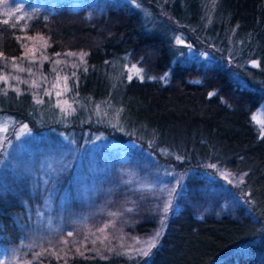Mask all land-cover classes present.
Here are the masks:
<instances>
[{"label":"trees","instance_id":"obj_1","mask_svg":"<svg viewBox=\"0 0 264 264\" xmlns=\"http://www.w3.org/2000/svg\"><path fill=\"white\" fill-rule=\"evenodd\" d=\"M61 1L28 31L48 34L55 51L88 52L89 65L69 90L76 113L46 117L30 93L1 86L0 113L29 121L36 135L64 130L78 144L96 134L132 139L179 171L216 162L244 172L237 189L247 195L249 213L176 214L148 257H51L46 264H264V128L253 119L264 102V1L138 0L148 18L128 3L96 0L104 7L90 15L87 5L73 9ZM176 36L209 53L212 63L180 61ZM21 50L0 22V53L16 56ZM132 64L141 75L129 73ZM13 210L19 207L0 213V244H16L25 230ZM152 225L145 220L137 228Z\"/></svg>","mask_w":264,"mask_h":264},{"label":"rangeland","instance_id":"obj_2","mask_svg":"<svg viewBox=\"0 0 264 264\" xmlns=\"http://www.w3.org/2000/svg\"><path fill=\"white\" fill-rule=\"evenodd\" d=\"M59 1L0 0V22L14 33L22 48L16 56L0 53V77H7L6 82L0 80V86L4 91L14 89L41 100L35 104L46 117H69L76 113L77 105L69 90L79 71L89 65L87 51H55L48 34L28 31L34 20L55 11ZM62 1L73 9L87 5L90 15L104 7L96 0ZM110 3H128L140 8L146 18L150 15L139 2V7L131 0ZM176 38L175 57L180 61L212 63L209 53L196 51L185 41L178 44ZM81 53H86L83 62ZM141 72V67L130 65V74ZM64 77H68L66 90ZM56 84L59 86L53 87ZM57 91L61 92L59 97ZM93 112L96 113L95 109ZM254 117L264 128V102ZM24 124L27 129L22 128ZM63 131L58 130L54 137L36 135L29 121L0 113V213L12 204L17 205L19 211L13 210V218L25 227L16 244H0V260L4 264H46L57 256L68 259L135 255L138 253L128 250L143 248L145 241L159 230L158 244L171 227L172 217L183 211L198 217H243L249 213L247 195L237 189L244 180V172L216 162H206L207 167L202 169L179 171L164 165L151 150L132 139L106 140L96 134L92 141L78 144L72 134ZM165 204L169 205L167 213L163 211ZM145 220L153 225L146 231L139 230L138 225ZM106 224L109 226L103 232L98 231ZM69 232L72 236H68ZM41 252L44 254L36 258L35 254Z\"/></svg>","mask_w":264,"mask_h":264},{"label":"snow or ice","instance_id":"obj_3","mask_svg":"<svg viewBox=\"0 0 264 264\" xmlns=\"http://www.w3.org/2000/svg\"><path fill=\"white\" fill-rule=\"evenodd\" d=\"M131 3L133 4V5H135V6H137V7H139L140 5H139V3H138V0H131ZM17 11H19V9H17ZM22 17H17V20H19V19H21ZM29 19H31V17H28ZM4 23H8V21L7 20H5L4 21ZM177 39V43L178 44H183L184 43V41L182 40V39H180L179 37H177L176 38ZM189 47H191V45H189ZM25 55H27V54H25ZM56 55H60L59 53H57ZM69 55H76L75 53H69ZM86 55V53H81L80 54V59H81V62H83V60H84V56ZM44 59H48V57H44ZM13 60H15V58H13ZM56 63H60V61H56ZM252 63L255 65L257 62L255 61V60H253L252 61ZM133 67H135V66H133ZM21 71H24V69H20ZM86 70V69H85ZM74 75V74H73ZM64 79V87H65V90L67 89V80H68V77H64L63 78ZM128 79L129 80H131L132 79V76L131 75H129L128 76ZM0 80H4L5 82L7 81V77L6 76H4V77H0ZM33 83H35V82H33ZM59 86V84H56V85H53V87H58ZM17 91H19L18 89H17ZM47 94H49V95H51V93L49 92V93H47ZM56 96L57 97H59L60 95H61V92H59V91H57L56 93ZM214 93H209V95L211 96V95H213ZM37 103H41L42 101L41 100H37L36 101ZM73 111L75 110V109H72ZM253 119H255V117H253ZM22 128L23 129H27L28 128V125L27 124H24V125H22ZM3 131H7V128H4V129H2ZM262 135H264V132H262ZM213 167H215V165H213ZM168 210H169V205L168 204H165V206H164V208H163V211L165 212V213H167L168 212ZM129 211H131V209H129ZM112 215H116L115 213H113ZM162 223H163V221H162ZM109 225H105L104 226V228H101V229H99L98 231H100V232H103L107 227H108ZM68 236H72V233L71 232H69L68 233ZM161 236V232L158 230L152 237H150L147 241H145V246L143 247V248H139V249H129L128 251H135V252H137L138 254H140V255H142L143 257H148L149 255H150V253H151V250L156 246V244H157V242H158V238ZM63 243H67V241L65 240V241H63ZM93 243H95V241H93ZM45 251H47V250H45ZM110 251H111V249H110ZM77 252L80 254V255H83V252H80V250L79 249H77ZM44 253L43 252H41V253H36L35 254V256H36V258H39L41 255H43ZM53 255H55V253H53ZM60 257L59 256H57V259H59ZM0 264H4V261H2V260H0ZM29 264H30V262H29Z\"/></svg>","mask_w":264,"mask_h":264}]
</instances>
